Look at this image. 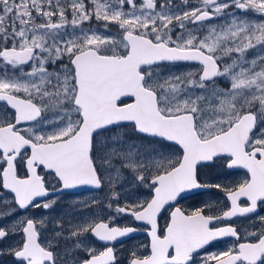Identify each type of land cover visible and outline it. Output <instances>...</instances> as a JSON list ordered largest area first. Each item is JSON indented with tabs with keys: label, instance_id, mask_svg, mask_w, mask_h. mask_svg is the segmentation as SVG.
Returning a JSON list of instances; mask_svg holds the SVG:
<instances>
[{
	"label": "snow or ice",
	"instance_id": "obj_1",
	"mask_svg": "<svg viewBox=\"0 0 264 264\" xmlns=\"http://www.w3.org/2000/svg\"><path fill=\"white\" fill-rule=\"evenodd\" d=\"M0 264H264V0H0Z\"/></svg>",
	"mask_w": 264,
	"mask_h": 264
},
{
	"label": "flooded vegetation",
	"instance_id": "obj_2",
	"mask_svg": "<svg viewBox=\"0 0 264 264\" xmlns=\"http://www.w3.org/2000/svg\"><path fill=\"white\" fill-rule=\"evenodd\" d=\"M204 198L206 197H197V198H193L189 200H183L181 201V206H183L184 208H191V207L198 206L199 201ZM121 222L123 223L125 221L122 220ZM137 239L143 241V240H146V236L143 233H141V234H138ZM132 243L133 241H128L127 244L125 245V248L130 246ZM225 247H226V244L220 243L215 250H223V248Z\"/></svg>",
	"mask_w": 264,
	"mask_h": 264
}]
</instances>
